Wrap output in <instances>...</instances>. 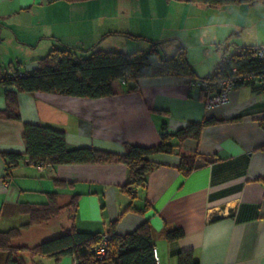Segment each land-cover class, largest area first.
<instances>
[{
  "label": "crops",
  "instance_id": "1",
  "mask_svg": "<svg viewBox=\"0 0 264 264\" xmlns=\"http://www.w3.org/2000/svg\"><path fill=\"white\" fill-rule=\"evenodd\" d=\"M157 1L161 10L179 12L147 38L166 41L169 53L178 42H185V23L193 24L190 30H195L207 22L210 29L221 21V15H235L243 19L236 27L244 30L256 26L255 12L264 18L262 0L221 7L188 0ZM110 2L0 0V65L10 63L27 72L35 65L34 59L52 47L86 49L116 35L117 29L110 27ZM255 41L239 38L232 45H263L264 28ZM213 57L202 66L204 73L195 67L199 77L211 71L217 62ZM136 86V90L127 91L125 83L115 80L114 94L98 99L20 93L19 120L1 113L6 104L0 86V152H24V123L62 130L68 149L89 147L118 154L124 143L157 145L163 123L168 133H174L187 123L212 121L204 124L197 140L171 138V153L151 155L149 159L157 166L131 196L123 190L128 173L122 164H61L38 170L23 157L5 178V162L0 157V231L26 223L27 217L18 211L21 203L43 204L46 193L56 192L59 205H65L75 194L74 220L69 209L63 208L48 221L21 229L11 245L33 247L63 234L72 223L80 231L104 232L116 221L115 233L124 235L148 220L156 264H177L179 251H191L199 264H264V149H260L264 130L259 126V119L264 118V93L242 85L230 92L227 104L207 110L200 91L184 77L139 78ZM180 155L213 160L184 176L177 169ZM145 204L150 207L147 212L135 211ZM129 206L132 210L122 213ZM173 228L180 229L183 236L169 243L161 233ZM22 256L25 264H75L72 256L56 261L29 253ZM3 260L0 253V264Z\"/></svg>",
  "mask_w": 264,
  "mask_h": 264
},
{
  "label": "trees",
  "instance_id": "2",
  "mask_svg": "<svg viewBox=\"0 0 264 264\" xmlns=\"http://www.w3.org/2000/svg\"><path fill=\"white\" fill-rule=\"evenodd\" d=\"M57 1L86 0H46L47 3ZM188 1L208 7H221L252 5L258 0ZM125 34L140 38L129 33ZM149 41L150 46L147 50L137 48L130 52L103 50L97 48V45L87 49L68 46L52 47L44 56L34 59L35 65L27 72L18 71L10 63L6 66L0 65V86L4 88L6 104L1 113L8 119L19 120L16 107L20 93L39 92L85 99L110 97L114 94L112 82L115 80L125 83L127 91H131L137 89L136 81L139 78L177 76L184 77L190 84L196 78L221 79L229 75L232 68L238 73L262 76L264 80V55L262 58L255 56L256 50L264 47V44L236 47L234 52L227 53L228 44L224 42L220 46L222 55L219 61L210 73L199 77L190 66L186 48L181 42H178V46L167 55L164 50L166 41ZM250 88L255 93H264L262 86L250 85ZM198 90L203 94L201 87ZM211 122L187 123L174 133H168L166 124L163 123L160 127V142L157 145L145 147L124 143L122 152L118 154L89 147L68 149L62 130L41 124L24 123L21 133L24 152H0V157L5 162V178H9L11 170L23 157H26L27 161L33 165L49 166V169L45 170H51L54 166L61 164H122L128 173L123 190L131 196L134 188L145 185L146 175L157 166L149 159L151 155L171 153L173 148L170 144L171 138L179 141L185 138L197 140L204 124ZM259 126L264 130V118L259 119ZM260 149H264V146ZM212 160L211 157L199 160L197 155H180L177 169L185 176L193 169ZM46 196L47 201L43 204H19L18 211L27 217L26 223L0 231V253L4 255L3 264H25L22 256L24 253L55 261L63 256H72L75 264H156L153 256L155 243L148 220L124 235L115 233L116 221L109 223L104 232L80 231L72 223L63 234L43 240L33 247L12 246L11 240L19 236L21 229L46 222L63 208L69 209L71 219L74 220L77 195L74 194L65 205H59L56 192H48ZM149 208V205L145 204L142 209H135V211L144 214ZM130 209L132 210L129 206L122 213ZM161 234L169 243L183 236V232L177 228L165 230ZM104 237L106 239L104 253L101 257H97L96 250ZM177 264L199 263L191 251H179Z\"/></svg>",
  "mask_w": 264,
  "mask_h": 264
},
{
  "label": "rangeland",
  "instance_id": "3",
  "mask_svg": "<svg viewBox=\"0 0 264 264\" xmlns=\"http://www.w3.org/2000/svg\"><path fill=\"white\" fill-rule=\"evenodd\" d=\"M110 3H112L110 4L111 9L108 11L112 14L110 19L112 25H110V27L114 31L117 29L118 33L116 35H110V37H105L104 40L99 42L96 47L103 50L123 52H130L137 48L147 50L150 46V41L147 39L149 38L148 36L156 34L164 26L163 24L165 22L163 21H170L177 17L179 13L178 11L173 13L164 8L161 10V6L157 4L159 3L157 0H132V2L131 0H112ZM160 11H162V13ZM255 14L256 17L252 18L255 20L256 26L245 28L244 30L242 28L240 29V27H236L243 19L241 20L239 16H227L226 14L221 15L219 18L221 21L210 26V29L209 26H207L209 25L207 22H204L195 30H190L193 24H183L182 34L185 40L183 45L186 48L187 60L192 69L195 71L196 67L199 69V72L204 73L205 69H202V66L205 65L207 61H211L213 56L214 60L218 62L221 52L220 46L224 42L228 44L227 53L235 51L236 48H234L232 43L237 42L239 38L244 40L248 39L250 42H256L258 31H262L264 28V18H259L257 12H255ZM257 21H259V23H257ZM180 24L182 23L180 22ZM119 32L140 36V38H134L125 33V35H123ZM188 48L189 53H187ZM164 50L167 55L171 54L169 50L166 49V46H164ZM45 54L46 53H42L41 55L40 53L39 57ZM85 54L87 55L88 52ZM213 67H211L210 70H212ZM208 73H210V71ZM208 73H206V75Z\"/></svg>",
  "mask_w": 264,
  "mask_h": 264
},
{
  "label": "built area",
  "instance_id": "4",
  "mask_svg": "<svg viewBox=\"0 0 264 264\" xmlns=\"http://www.w3.org/2000/svg\"><path fill=\"white\" fill-rule=\"evenodd\" d=\"M264 55V47L256 50L255 56L262 58ZM262 76L250 74V73H238L236 69L232 68L231 73L226 77L217 80H207L202 78H196L191 85L195 88L201 87L203 104L208 109H213L217 106H222L228 103L229 94L232 90L238 86L250 85L255 87H261L264 89V80ZM38 170L49 169V166H41L40 164L34 165ZM106 245V239L103 238L101 245L96 250V256L101 257L104 253V246ZM155 262L157 257L153 253Z\"/></svg>",
  "mask_w": 264,
  "mask_h": 264
}]
</instances>
